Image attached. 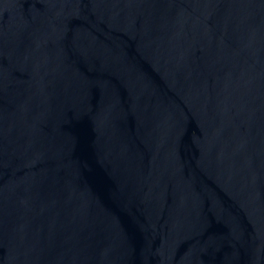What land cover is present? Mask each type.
<instances>
[{
  "label": "water",
  "instance_id": "obj_1",
  "mask_svg": "<svg viewBox=\"0 0 264 264\" xmlns=\"http://www.w3.org/2000/svg\"><path fill=\"white\" fill-rule=\"evenodd\" d=\"M0 264H264V0H0Z\"/></svg>",
  "mask_w": 264,
  "mask_h": 264
}]
</instances>
